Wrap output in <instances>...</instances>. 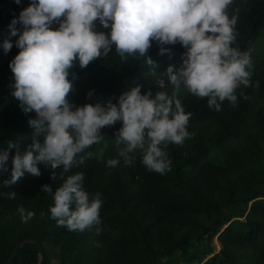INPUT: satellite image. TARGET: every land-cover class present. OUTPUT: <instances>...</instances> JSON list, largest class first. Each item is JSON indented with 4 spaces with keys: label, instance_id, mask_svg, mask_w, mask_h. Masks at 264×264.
<instances>
[{
    "label": "trees",
    "instance_id": "obj_1",
    "mask_svg": "<svg viewBox=\"0 0 264 264\" xmlns=\"http://www.w3.org/2000/svg\"><path fill=\"white\" fill-rule=\"evenodd\" d=\"M30 2L0 0V149L15 142L21 152L33 142L28 120L36 113H25L11 94L9 65L20 49L9 25ZM228 11L237 15L233 46L248 51L264 29V0H234ZM96 23L106 31L98 19ZM5 39L13 41L7 51ZM165 47L169 51L161 53L160 45L152 42L146 53L156 62L152 65L137 55L122 59L115 45L83 68L76 63L70 74V100L75 105L117 102L123 91L137 84L142 93L151 89L153 94L165 90L171 95L174 86L165 70L170 64L180 66L185 48L179 42ZM252 65L249 85L235 90L237 102L225 99L219 111L209 107L208 97L181 87L177 96L191 113L187 128L192 135L183 144H168L171 164L163 173L149 170L139 150L129 164L119 156L123 145L115 138L121 121L104 126L103 138L79 154L82 162L68 172L39 162V175L25 173L6 185L3 181L11 177L17 151L11 148L7 168L0 169V264L29 237L40 243L44 260L36 243L28 242L10 264H50L46 243L59 249L62 264H163L177 253L185 264H264V58L252 59ZM160 78L165 79V89L157 85ZM215 149L224 158L220 163L210 158ZM109 158H118L119 163L108 166ZM80 171L85 190L100 192L103 200L101 223L82 231L59 225L50 213L53 195L42 191L43 184L54 191L68 175ZM10 191L16 192L14 198ZM19 206L35 214L23 222ZM215 235L222 244L219 252L206 260L192 252L194 241L210 242Z\"/></svg>",
    "mask_w": 264,
    "mask_h": 264
},
{
    "label": "clouds",
    "instance_id": "obj_2",
    "mask_svg": "<svg viewBox=\"0 0 264 264\" xmlns=\"http://www.w3.org/2000/svg\"><path fill=\"white\" fill-rule=\"evenodd\" d=\"M233 2L31 0L9 25L20 49L9 66L13 73L11 94L25 113L33 110L36 113L28 120L34 129L33 142L23 152L15 142L0 149V169H6L9 150L17 147L11 177L4 184L15 183L25 173L39 175V162L68 172L82 162L79 154L103 138L101 129L117 121L122 125L115 141L123 145L119 156L126 164L135 159L139 150L142 163L149 170L160 173L168 170L171 164L168 144H183L192 135L187 128L191 113L185 111L177 96L181 87L208 97L209 107L219 111L225 99L237 102L235 90L239 85L250 83L253 67L250 52L233 46L237 15L230 16L228 11ZM97 19L106 31L97 28ZM54 22L58 26L53 27ZM153 41L160 45L161 53L169 51L165 45L177 42L185 48L180 66L170 64L165 70L168 82L174 86L171 95L165 90L153 94L151 89L142 93L137 84L123 91L117 102L75 105L70 100L73 89L70 74L76 63L83 68L90 61L106 56L115 45L122 59L137 55L149 65L156 64L146 55ZM12 45L10 39L3 42L6 51ZM157 85L165 89V79H158ZM40 134L44 137L42 141L35 138ZM106 163L116 166L119 159L109 158ZM83 178L82 171L70 174L54 191L50 184L42 185V191L53 195L51 216L71 230L82 231L101 223L102 194L86 191ZM8 195L14 198L16 192L10 191ZM17 211L23 222L35 214L23 206Z\"/></svg>",
    "mask_w": 264,
    "mask_h": 264
},
{
    "label": "rangeland",
    "instance_id": "obj_3",
    "mask_svg": "<svg viewBox=\"0 0 264 264\" xmlns=\"http://www.w3.org/2000/svg\"><path fill=\"white\" fill-rule=\"evenodd\" d=\"M252 59L264 58V29L261 34L257 37L254 44L248 50ZM210 158L214 162H222L224 160L221 152L218 149H215L211 152ZM46 251L50 256V264H62L61 254L59 249L53 244L46 243ZM222 248V244L218 239V235H215L210 242L206 239L201 241H194V246L192 252H195L202 256L203 260L211 257L214 253H217ZM163 264H185L182 261L180 253H177L174 257L167 258L164 260ZM195 264H199L197 261Z\"/></svg>",
    "mask_w": 264,
    "mask_h": 264
},
{
    "label": "water",
    "instance_id": "obj_4",
    "mask_svg": "<svg viewBox=\"0 0 264 264\" xmlns=\"http://www.w3.org/2000/svg\"><path fill=\"white\" fill-rule=\"evenodd\" d=\"M28 242H34L36 243L39 251L41 252V260L43 261L44 260V257H43V251H42V247L40 245V243L38 242V240L35 238V237H29L25 240H23L22 242H20L19 244L16 245V247L14 248L12 254L10 255V257L7 259V261L4 263V264H10L11 261L14 259L17 251L19 250L20 246L23 244V243H28Z\"/></svg>",
    "mask_w": 264,
    "mask_h": 264
}]
</instances>
